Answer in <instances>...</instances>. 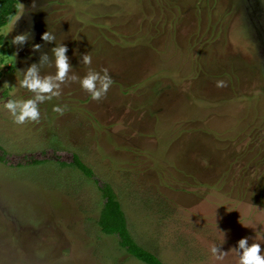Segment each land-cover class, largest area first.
I'll use <instances>...</instances> for the list:
<instances>
[{"label": "rangeland", "instance_id": "obj_1", "mask_svg": "<svg viewBox=\"0 0 264 264\" xmlns=\"http://www.w3.org/2000/svg\"><path fill=\"white\" fill-rule=\"evenodd\" d=\"M18 2L0 29V56H11L0 63L9 154L77 153L112 186L136 242L165 264H239L241 238L264 253V0ZM60 46L69 67L56 81ZM32 66L59 96L16 124L3 103L35 99L19 85ZM105 68L113 83L93 100L80 79ZM103 202L76 167L0 163V264H147L102 232Z\"/></svg>", "mask_w": 264, "mask_h": 264}, {"label": "trees", "instance_id": "obj_2", "mask_svg": "<svg viewBox=\"0 0 264 264\" xmlns=\"http://www.w3.org/2000/svg\"><path fill=\"white\" fill-rule=\"evenodd\" d=\"M18 5V0H0V29L12 21L17 13ZM2 42L3 35L0 34V45ZM2 76L3 72L0 68V79ZM53 160L62 167H76L97 183L104 199L98 219L102 232L116 236L119 245L137 259L147 264H165L155 253L136 242L129 230L126 214L112 186L101 180L77 153L60 148H48L40 152L24 153L20 157H14L0 143V163L11 168L30 167Z\"/></svg>", "mask_w": 264, "mask_h": 264}, {"label": "clouds", "instance_id": "obj_3", "mask_svg": "<svg viewBox=\"0 0 264 264\" xmlns=\"http://www.w3.org/2000/svg\"><path fill=\"white\" fill-rule=\"evenodd\" d=\"M7 29L5 28V31ZM44 40H51L52 37L45 32L42 36ZM25 39L24 35H16L12 39V43H21ZM66 49L64 46H60L54 49L55 54V65H56V75L54 79L56 81H62L64 79L65 73L69 67L67 64V58L64 55ZM11 56H0V63H10ZM83 62L85 64L91 63V57L85 55L83 57ZM103 74L97 73L95 71H90L86 76L80 79V87L86 90L93 100H99L103 97L113 80L108 74V70L102 69ZM21 88H25L30 92H35L37 95L35 99L26 98L23 100H13L8 99L3 103V108L8 111L12 121L16 124H23L25 121H37L40 117V112L36 101L51 100L53 97L59 96L58 92L53 91L54 88H58V84H53L50 78L40 79L35 75V66L29 67L24 73L23 79L19 81ZM219 86V85H218ZM50 94V95H41ZM53 111L60 112L62 108L53 105ZM238 247L242 252L238 256L239 264H264V253H261L259 244H247L246 238H241L238 241ZM210 252L213 257L217 260L223 258V253L217 254V249L215 246H211Z\"/></svg>", "mask_w": 264, "mask_h": 264}, {"label": "crops", "instance_id": "obj_4", "mask_svg": "<svg viewBox=\"0 0 264 264\" xmlns=\"http://www.w3.org/2000/svg\"><path fill=\"white\" fill-rule=\"evenodd\" d=\"M16 15H17V13H16ZM16 15H15V16H16ZM15 16H14V17H15ZM12 20H13V19H12ZM8 24H9V23H8ZM3 27H4V26H3ZM3 27H2V28H3ZM2 28H1V29H2Z\"/></svg>", "mask_w": 264, "mask_h": 264}]
</instances>
